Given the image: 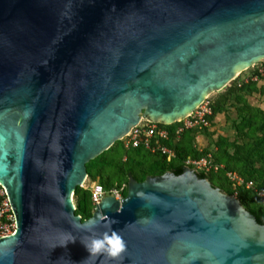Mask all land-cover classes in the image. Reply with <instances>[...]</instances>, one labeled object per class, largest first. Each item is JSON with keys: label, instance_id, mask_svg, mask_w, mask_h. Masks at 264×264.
Instances as JSON below:
<instances>
[{"label": "water", "instance_id": "95a60500", "mask_svg": "<svg viewBox=\"0 0 264 264\" xmlns=\"http://www.w3.org/2000/svg\"><path fill=\"white\" fill-rule=\"evenodd\" d=\"M262 61L264 0H0V264H84L112 230L126 250L95 264H264V225L189 167L85 220L73 199L141 120L180 123Z\"/></svg>", "mask_w": 264, "mask_h": 264}, {"label": "trees", "instance_id": "16d2710c", "mask_svg": "<svg viewBox=\"0 0 264 264\" xmlns=\"http://www.w3.org/2000/svg\"><path fill=\"white\" fill-rule=\"evenodd\" d=\"M256 67L257 66H254L253 70L249 73L250 75L256 72ZM236 82L237 81L234 80L230 83V86L226 91L227 95H221L212 100L209 98L207 99L212 110V116L209 119L210 121L213 120V116L217 112H222V107H224V105L227 103L228 97L231 94L244 91L249 92L248 90H252L256 84L255 82H248L245 84L243 83L238 87ZM245 108L249 112V117L245 118L241 116V127L247 128L249 131L253 128V132H258L261 135L253 138V140H251L252 144L249 147L247 145L245 146V144L241 145L240 147H235L233 154H228L226 150L218 148L219 153L215 154L214 156L212 155V157L215 164H221L224 167L223 170L216 174H222V177L227 183V188L224 190L228 195H233L234 191L232 190L229 181L225 178V172H234L242 177L245 181H251L254 184L255 190L245 189L244 187L238 188L236 191V198L240 201L245 210L255 217V220L258 224L264 225V201L262 202L257 194L258 192H263L264 194V113L260 112L259 116L258 113H253V109H250L248 106ZM159 126L165 128L170 136L169 140L163 141L162 144L174 151L176 156L170 161H167L165 156L161 154H154L157 156L155 165L157 174H154V176L162 175L165 172H173L175 175H180L185 168L184 163L186 159H198L209 153L207 149H203L201 151L195 149V130L184 131L180 139L176 142L174 133L176 128L179 126L178 123L171 126H163L159 124ZM111 148L108 151L102 153L96 159L86 164L88 179L94 181L97 178L99 184L107 189L113 186V182L110 180L109 176H107L109 172L108 168L110 166V161L106 158V155L111 150ZM135 151L145 150L138 148L135 149ZM129 162L130 159L127 158L125 162L121 161V163L116 166V169L120 170L121 172L119 175H117L118 179L116 184H127L129 177H133L137 180V178L133 175L132 170L129 168L121 169V167L128 165ZM88 167H91V169L97 173H100L101 175L90 173ZM197 174L199 178L207 179L208 181L216 175L215 173L205 174L202 172ZM143 180L144 178L137 181L141 182ZM73 199L76 208L75 214L79 215L82 220L88 219L91 216L93 210L90 203L89 190L84 188H76ZM85 202H87V204Z\"/></svg>", "mask_w": 264, "mask_h": 264}, {"label": "rangeland", "instance_id": "374dc122", "mask_svg": "<svg viewBox=\"0 0 264 264\" xmlns=\"http://www.w3.org/2000/svg\"><path fill=\"white\" fill-rule=\"evenodd\" d=\"M256 66L259 69H263L264 61ZM252 70L253 68H250L235 79L237 81V86L244 83L246 76H248ZM255 83L256 84L252 90H248L249 92L244 91L231 94L228 97L227 103L222 107V112H217L213 116L210 127L206 130L194 132V135L196 136L194 142L196 150L201 151L207 149L213 156L219 153V149L226 150L228 154H233L235 147H240L244 144L249 147L252 144L251 140L261 135L258 132H253V128L249 131V129L241 127L240 119L241 116L245 118L249 117V112L245 108L246 106L253 109V113H258L259 116L260 112L264 113V78ZM229 86L230 84L222 91L211 94L209 99L212 100L221 95H227L226 91ZM124 157L129 158L130 162L125 167L120 166L121 169L129 168L132 170L133 175L137 180L142 178L145 179L147 176H154V174H157V169L155 167L157 160L156 155L149 154L145 151L125 149L122 141H119L112 146L111 150L106 155V158L110 161L107 176H109L110 180L113 182V186L120 185L116 184L118 179L117 175L121 173L120 170L116 169V166L121 163ZM88 169L90 173L101 175L91 169V167H88ZM209 182L212 186L219 188L223 192H225L224 189L227 188V183L222 177V174H216L211 180H209ZM95 183L99 184L97 178L94 181H91L87 177L85 188L89 190L90 186ZM104 190L107 191L108 189L104 187ZM253 190H255V187ZM126 193L127 190L122 192V196L125 197ZM263 195L262 192V196H258L262 202L264 201ZM106 196L108 195L105 194V197ZM85 203L87 204V202Z\"/></svg>", "mask_w": 264, "mask_h": 264}, {"label": "built area", "instance_id": "2783aa9c", "mask_svg": "<svg viewBox=\"0 0 264 264\" xmlns=\"http://www.w3.org/2000/svg\"><path fill=\"white\" fill-rule=\"evenodd\" d=\"M254 68V67H253ZM254 74L246 76L244 84L248 82H258L261 78H264V70L256 67ZM240 84L238 85V87ZM212 110L210 103L206 100L201 104L190 116L178 123L174 133L175 141L177 142L182 133L187 130L200 131L208 129L211 121ZM170 138L168 131L160 127L157 123H152L148 120H141L140 123L132 128L130 132L121 141L125 149H138L142 148L146 152L151 154H161L166 157L167 161L175 158L174 151L162 144L163 141H168ZM127 160L126 157L122 159L123 162ZM185 167L193 169L197 173H218L223 170V165H218L213 162L211 153H208L198 159H186L184 163ZM225 178L229 181L232 190L234 191L233 197H236V191L238 188L244 187L245 189H254V184L251 181H245L242 177L234 172H225ZM85 184L81 188H85ZM127 185L121 184L119 186L110 187L107 191L100 184H93L90 186V203L94 209L97 204L100 203V199L112 195L115 200H121L123 198L122 192L126 190ZM258 196H262V192L257 193ZM15 221L11 211L9 201L6 196L4 188L0 185V238H4L14 233Z\"/></svg>", "mask_w": 264, "mask_h": 264}, {"label": "clouds", "instance_id": "9594fccd", "mask_svg": "<svg viewBox=\"0 0 264 264\" xmlns=\"http://www.w3.org/2000/svg\"><path fill=\"white\" fill-rule=\"evenodd\" d=\"M69 242H75V239L69 236L65 240L64 245ZM80 242L89 253V256L84 260V264H88V262L95 264L97 258H100L101 260L107 258L119 262L122 258V254L126 250V242L115 230L106 232L100 237L90 236L86 242Z\"/></svg>", "mask_w": 264, "mask_h": 264}]
</instances>
